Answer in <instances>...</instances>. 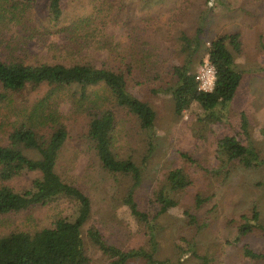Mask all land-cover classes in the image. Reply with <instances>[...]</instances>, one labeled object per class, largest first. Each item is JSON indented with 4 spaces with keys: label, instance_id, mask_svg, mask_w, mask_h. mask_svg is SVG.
<instances>
[{
    "label": "rangeland",
    "instance_id": "374dc122",
    "mask_svg": "<svg viewBox=\"0 0 264 264\" xmlns=\"http://www.w3.org/2000/svg\"><path fill=\"white\" fill-rule=\"evenodd\" d=\"M48 2L36 0L30 12L31 26L24 34L12 25L2 29V58L18 53L28 63H69L75 57H86L115 66L121 55L137 53L136 61L141 58L140 62L148 61L147 67L170 70L182 61L177 40L180 31L193 35L202 25L203 52L219 35L239 33L242 45L241 50L235 52V58L244 78L235 98L225 110H220L224 115L221 122H200L195 114L198 109L193 113L187 110L182 117H177L171 96L151 92L148 82L128 83L129 90L149 101L157 112L156 148L147 163L141 164L144 178L135 197L140 209L151 217L162 207L154 200L162 187L179 200L177 206L152 219L159 241V259L198 264L200 259L186 250V243L190 242L200 255L209 257V264H264V259L244 254L246 244L264 251V231L255 229L241 241L232 242L243 223L241 215L251 217L256 210L264 225V164L257 167L250 160L242 164L227 163L225 157L216 152L220 136L232 134L244 145L253 146L264 159V0H64L57 29L79 20L90 18L93 21L91 27L80 31L77 51L67 48L64 33L54 32L56 26L47 19ZM54 42L60 46L55 47ZM20 48H23L21 53ZM203 55L204 61L208 59L205 53ZM202 63L197 65L196 72ZM148 70L137 73V79L146 80ZM46 89L44 86L31 96L40 97ZM61 110L67 113L69 105L61 104ZM242 112L248 120V136L240 126ZM82 122L72 126L71 137L58 158L57 171L91 197L95 216L104 225L108 240L123 248H147L146 230L114 195L117 183L112 175L102 170L89 141L81 136ZM117 131L116 152L122 157L131 156L140 164L146 143L136 121L124 119ZM174 169H181L184 175L181 179L187 178L192 184L180 191L171 190L168 174ZM37 176L36 172H28L8 183L22 190L29 188ZM122 189L120 187V191ZM197 194L209 198L198 209L194 201ZM185 210L197 215L196 226L188 224ZM65 211V205L50 204L31 207L21 213L0 214V237L16 229L49 226L57 213ZM200 225L202 228L198 229ZM86 246L92 258L90 264H107L96 248L88 243ZM179 246L185 249L184 255Z\"/></svg>",
    "mask_w": 264,
    "mask_h": 264
},
{
    "label": "trees",
    "instance_id": "16d2710c",
    "mask_svg": "<svg viewBox=\"0 0 264 264\" xmlns=\"http://www.w3.org/2000/svg\"><path fill=\"white\" fill-rule=\"evenodd\" d=\"M35 2L0 0V32L9 25L20 33L27 32ZM63 2L49 0L47 19L56 26L54 32L57 35L64 33L67 48L75 51L79 47L77 37L80 31L91 27L93 21L88 18L57 29L63 14ZM203 33L202 25L193 35L186 31L178 33V52L182 61L170 70L147 67L148 61L143 59L140 62L142 58L136 61L139 58L137 53L121 55L115 66L86 57H72L69 63H28L18 53L7 59L0 56V214L21 213L31 207L50 204L65 205L66 210L57 213L49 226L16 229L1 236L0 264H90L92 258L86 243L96 248L107 264H183L181 260L157 257L159 241L153 223L154 218L177 206L179 200L162 187L154 198L162 207L151 217L140 209L135 197L144 178L141 164L147 163L156 148L157 112L149 101L133 94L128 83L142 85L148 82L151 92L171 96L177 117H182L187 110L193 113L198 109L195 114L200 122H221L224 115L220 110H225L235 98L244 78L235 58L242 43L239 33L222 34L203 52ZM54 46L60 44L54 42ZM22 50L20 48L19 53ZM203 53L216 70L214 89L207 92L199 89L196 79V67L204 61ZM147 68L146 80L137 79L136 74H143ZM44 86L47 89L42 96H31ZM63 103L69 105L67 113L61 110ZM121 117L134 119L143 134L146 149L140 164L133 157H122L116 152L117 128L124 122ZM241 117L242 132L248 136L245 112ZM80 120L84 124L81 136L89 141L102 170L112 175L117 183L114 195L146 230L149 236L147 248H123L108 240L104 225L95 216L91 197L57 171L61 150L71 137L72 126ZM216 152L225 157L227 163L242 164L250 160L257 167L264 164V159L253 146L244 145L232 134L220 136ZM28 172L38 173L29 188L16 190L8 183ZM182 172L181 169L169 172L171 190L180 191L192 184L186 177L181 179ZM120 187L123 188L121 191ZM208 200V197L197 194L195 207L201 208ZM185 214L189 225L198 224L194 212L185 210ZM241 216L243 223L239 226L238 236L232 240L234 243L255 229L264 231L258 211L253 210L251 217L247 214ZM198 226V229L202 228V225ZM186 244V250L200 259L198 264H209L207 255H200L192 243ZM178 248L184 255L183 246ZM244 254L253 259H264V251L254 250L248 244L244 247Z\"/></svg>",
    "mask_w": 264,
    "mask_h": 264
},
{
    "label": "built area",
    "instance_id": "2783aa9c",
    "mask_svg": "<svg viewBox=\"0 0 264 264\" xmlns=\"http://www.w3.org/2000/svg\"><path fill=\"white\" fill-rule=\"evenodd\" d=\"M196 79L199 82V89L201 91H212L214 89L216 80V70L209 59L200 65L196 72Z\"/></svg>",
    "mask_w": 264,
    "mask_h": 264
}]
</instances>
